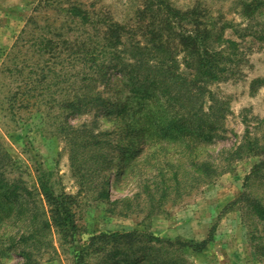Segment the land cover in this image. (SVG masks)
Masks as SVG:
<instances>
[{
	"label": "rangeland",
	"instance_id": "obj_1",
	"mask_svg": "<svg viewBox=\"0 0 264 264\" xmlns=\"http://www.w3.org/2000/svg\"><path fill=\"white\" fill-rule=\"evenodd\" d=\"M58 1L103 10L131 29L122 39L127 46H145V87L136 94L122 84L117 93L115 82L125 78L112 72L105 98L121 102L128 96L129 108L144 101L145 110L135 112L136 117L161 111L165 118L157 121L165 137H141L136 131L139 123L131 118L133 108L126 110L124 119L113 108L70 115L67 123L77 129L78 140L71 131L65 134L67 128L63 132L64 112L58 105L48 110L41 103L40 111H10L9 96L21 82L15 65L20 66L32 49L24 41L38 35L40 25L68 26L70 37L82 35V26L51 0H0V148L10 159L5 173L14 180L10 189L19 194L18 203L31 199L42 204L49 222L41 230L34 261L264 264V216L256 213L257 206L264 208V0H161L158 11L155 5L146 7V0ZM167 11L175 17L172 26L165 23ZM221 29L220 43L233 41L235 49L231 62H225L229 70L213 80L195 69L192 44L195 36L213 43V33ZM151 31L160 34L154 40L162 42L161 63L153 58ZM154 77L162 87L151 84ZM68 85H52L51 90L58 91L56 99ZM96 150L101 153L96 159L100 166L91 171ZM203 160L206 174L208 167L221 172L212 178L200 174L202 182L197 167ZM39 178H46L59 198L69 196L75 225L71 235L58 233L52 224L49 205L39 193ZM31 210L29 205L15 217L21 229L31 227ZM10 226L4 224L0 230L2 249L16 229ZM92 236L102 248L94 252L87 247L79 262L78 251L92 242ZM188 241L201 247L191 248ZM11 249H5L0 264H21V256Z\"/></svg>",
	"mask_w": 264,
	"mask_h": 264
},
{
	"label": "trees",
	"instance_id": "obj_2",
	"mask_svg": "<svg viewBox=\"0 0 264 264\" xmlns=\"http://www.w3.org/2000/svg\"><path fill=\"white\" fill-rule=\"evenodd\" d=\"M44 1V0H43ZM51 3H59L58 0H51ZM61 5V3H59ZM146 7L149 5H155L156 11L161 7V0H146ZM60 11H64L65 14L71 19L77 20L82 26L81 34L76 37H70L69 33L71 28L68 26L53 27L49 24L40 25L42 28L38 35H32L31 39L25 40L24 43H30L28 47H31V54L28 57H22L21 65H15L17 68L15 72L17 77L20 78L17 90L14 91L9 97L10 111L16 109H28L33 107L34 110L40 111L41 103L47 105L48 110L54 108V105H58L59 108L63 109V132L67 128L66 135L74 136L75 140H78L80 135L75 133L77 129L67 123V117L74 114H82L91 110L100 113L103 108H113L114 114L121 119L125 118V112L129 108V97L124 98V101L119 102L118 99H113L108 96L105 98V89L111 85L112 72H119L122 77L125 78V82L121 79L116 81L117 93H121L123 90L122 84L131 86L130 89L137 94L139 88L145 87V75L141 72L144 70L145 65V46L139 45H126L123 39V35L130 33V28L124 22H119L107 15L103 10L87 9L80 2L70 3L67 6H59ZM171 13H175L173 8ZM173 11V12H172ZM167 11L165 16V23L171 25V18L173 15ZM174 22V21H173ZM172 26V25H171ZM87 28L89 30H87ZM26 29V28H25ZM25 29L23 30L25 32ZM223 29V27H222ZM214 34L213 43L211 44L205 37L197 38L195 36L194 43L192 44L193 50L196 56L197 72L209 79H218L219 76L229 70V66L225 63L231 62V57L234 53L233 41L220 40L222 39V32ZM49 34L50 36H46ZM208 34H210L208 32ZM160 34L156 32L152 34L151 31V49L153 58L157 59L156 62L161 63L164 56L162 50V42L155 41L154 38L159 37ZM181 39L185 40V36L182 34ZM214 41L217 43L214 46ZM225 42L224 44H222ZM16 44V43H15ZM122 47H119V45ZM185 44V43H184ZM14 47V45H13ZM155 52V53H154ZM158 52V54H157ZM23 55V54H22ZM36 56V59L33 58ZM32 60V63L27 61ZM132 61H130L131 59ZM28 62V63H27ZM60 65V67H58ZM230 65V64H229ZM23 81V82H22ZM62 82H68L69 87L65 89V95L56 99L58 91L51 90L52 85H56ZM131 84V85H130ZM152 85L156 88L162 87V82L158 81V77L152 79ZM101 86V88H100ZM164 93V92H163ZM119 98V97H118ZM33 99L31 102L30 100ZM35 106V107H34ZM135 111L131 112V109ZM108 110V109H107ZM145 110V102H139L137 108L131 106L129 111L132 113L131 118L134 119L135 123H139V127L136 129L141 137L164 139L165 133L163 128L158 123V119H163V113L161 111H147V115L141 114L142 117H136L133 114L142 112ZM13 112V111H12ZM13 114V113H11ZM170 114V113H169ZM176 114V113H175ZM173 116V115H172ZM74 133L77 135L75 136ZM160 133V135H156ZM201 134V133H199ZM95 135V134H94ZM94 135L89 136V142L92 140ZM160 136V137H159ZM209 138L202 139L201 143H206ZM91 144V142H90ZM237 147L234 153L237 154ZM143 148L137 149V153H142ZM74 152V151H73ZM74 154V153H73ZM100 151H92L94 159L90 161L91 171H95L99 165L97 157L100 155ZM0 230L4 224L11 225V228H16L13 233L8 237L11 240L6 248L2 249V239H0V257L4 256L5 249L12 248L13 252L18 253L21 256V264H37L33 257L35 247L41 242L42 234L41 230L45 229L49 222L45 219L46 212L41 206H38L34 200L29 199L27 203L19 204L17 198L19 194L14 192V189H10L13 185L14 180L6 175L5 166L9 164V157L5 152L1 151L0 148ZM74 162L71 159V164ZM11 164V162H10ZM75 163H73L74 165ZM200 166L197 167L198 181H202L201 175L212 178L221 171H216V167L209 169L206 174L205 169L202 168L206 165V161L198 162ZM98 165V166H97ZM207 169V168H206ZM201 174V175H200ZM39 193L45 197L47 204L49 205L50 219L52 224L56 226L58 233H72L74 230V221L72 218L70 198L62 196H56L52 191V188L48 185L46 178H39ZM203 182V181H202ZM29 194V192H28ZM14 199H10V198ZM31 206V227L21 229V227L15 224V217L28 206ZM26 211V210H25ZM256 213L260 217L264 216V208L257 206ZM39 220H37V219ZM35 220L40 223L34 227ZM20 230V231H19ZM22 230V231H21ZM18 231L20 232L18 234ZM1 232V231H0ZM5 233V232H4ZM18 234V235H17ZM3 232L0 234V237ZM17 236V239L14 238ZM109 235L116 237V233H110ZM66 236V235H65ZM100 234L98 237H101ZM91 237V243L78 251V261L82 260L83 254H87V247H91V251L97 252L99 248L95 244ZM187 243L191 248L201 247V243H193L188 241ZM95 246V248H94ZM127 252L122 254V257L127 256ZM116 260V263H118Z\"/></svg>",
	"mask_w": 264,
	"mask_h": 264
}]
</instances>
